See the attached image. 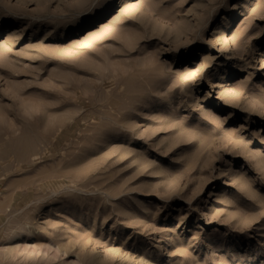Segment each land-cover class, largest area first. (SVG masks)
Segmentation results:
<instances>
[{
    "label": "rangeland",
    "instance_id": "rangeland-1",
    "mask_svg": "<svg viewBox=\"0 0 264 264\" xmlns=\"http://www.w3.org/2000/svg\"><path fill=\"white\" fill-rule=\"evenodd\" d=\"M0 259L264 264V0H0Z\"/></svg>",
    "mask_w": 264,
    "mask_h": 264
},
{
    "label": "bare ground",
    "instance_id": "bare-ground-1",
    "mask_svg": "<svg viewBox=\"0 0 264 264\" xmlns=\"http://www.w3.org/2000/svg\"><path fill=\"white\" fill-rule=\"evenodd\" d=\"M25 232H26V231H25ZM15 233H17V232H15ZM26 233H28V231H27ZM18 235H21V234L19 233ZM0 264H1V259H0Z\"/></svg>",
    "mask_w": 264,
    "mask_h": 264
}]
</instances>
